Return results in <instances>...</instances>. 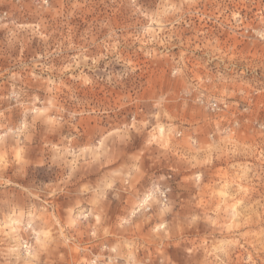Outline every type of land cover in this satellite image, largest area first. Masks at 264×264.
I'll return each instance as SVG.
<instances>
[{
  "label": "rangeland",
  "instance_id": "rangeland-1",
  "mask_svg": "<svg viewBox=\"0 0 264 264\" xmlns=\"http://www.w3.org/2000/svg\"><path fill=\"white\" fill-rule=\"evenodd\" d=\"M0 264H264V0H0Z\"/></svg>",
  "mask_w": 264,
  "mask_h": 264
},
{
  "label": "built area",
  "instance_id": "built-area-1",
  "mask_svg": "<svg viewBox=\"0 0 264 264\" xmlns=\"http://www.w3.org/2000/svg\"><path fill=\"white\" fill-rule=\"evenodd\" d=\"M201 103L204 104V107L207 110H209L210 112H216V111L220 110L218 103L214 100L208 101L206 103H204V102H201ZM166 201H167L166 192L163 191L159 195V202L161 205H164L166 203ZM146 209L149 210V208H146Z\"/></svg>",
  "mask_w": 264,
  "mask_h": 264
}]
</instances>
